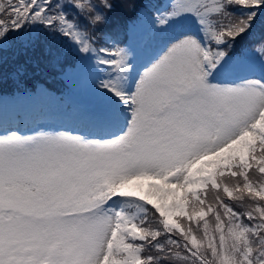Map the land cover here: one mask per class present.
<instances>
[{
    "label": "snow or ice",
    "instance_id": "obj_1",
    "mask_svg": "<svg viewBox=\"0 0 264 264\" xmlns=\"http://www.w3.org/2000/svg\"><path fill=\"white\" fill-rule=\"evenodd\" d=\"M114 7L0 0V81L39 47L91 68L72 127L0 128V264H264V0L145 5L139 64L97 47Z\"/></svg>",
    "mask_w": 264,
    "mask_h": 264
},
{
    "label": "trees",
    "instance_id": "obj_2",
    "mask_svg": "<svg viewBox=\"0 0 264 264\" xmlns=\"http://www.w3.org/2000/svg\"><path fill=\"white\" fill-rule=\"evenodd\" d=\"M112 2L115 7L108 13V22L99 25L92 33L97 47H111L106 43L107 35L114 37L115 43H119L121 47L125 46L130 23L133 19L141 12L146 13V4H149L148 9H151L153 5L158 6V3L161 4L162 0H112ZM120 37L124 38V40ZM261 37H264V25L257 23L254 32L240 42V47H251ZM6 55L8 58L3 68L4 77L3 81H0V99L18 97L22 93L35 94L40 84L45 86L50 92L62 95L66 90V85L64 87L60 78L66 73L68 68L76 67V62L78 61L69 52L59 64L53 67L47 62L48 58L43 47L18 57L11 53ZM21 67L23 71L18 74L17 70Z\"/></svg>",
    "mask_w": 264,
    "mask_h": 264
},
{
    "label": "rangeland",
    "instance_id": "obj_3",
    "mask_svg": "<svg viewBox=\"0 0 264 264\" xmlns=\"http://www.w3.org/2000/svg\"><path fill=\"white\" fill-rule=\"evenodd\" d=\"M168 0H162L157 7H164ZM149 7V4H146ZM143 16L141 19L140 17ZM144 18V19H143ZM143 19V21H141ZM147 19L146 13L141 12L130 23L128 38L125 41L138 55V64L144 63L145 47L147 43ZM121 38V37H120ZM124 40V38H121ZM106 43L113 46L114 37L106 36ZM91 68L82 61L76 62V67L68 68L60 78L66 90L62 95L50 93L43 85L38 86L36 94L19 95L14 99H0V106H7L9 112L8 121L18 126L24 134H33L43 130L47 125V131L64 130L73 126L74 111L78 102L87 96L90 88ZM62 96V97H61ZM46 120L37 122V118ZM43 123V127L40 124ZM33 124V125H32ZM25 125V128L22 127ZM31 125V126H28Z\"/></svg>",
    "mask_w": 264,
    "mask_h": 264
},
{
    "label": "bare ground",
    "instance_id": "obj_4",
    "mask_svg": "<svg viewBox=\"0 0 264 264\" xmlns=\"http://www.w3.org/2000/svg\"><path fill=\"white\" fill-rule=\"evenodd\" d=\"M8 115H9V112L7 110V106H0V128H2V127L4 129L18 128V126H16L15 124H12V122L8 121V119H7L9 117ZM36 120H37V122L43 121V123L46 121L41 117L37 118ZM43 123L40 124V127L44 126ZM28 126H31V125H28ZM43 130H47V125L44 126Z\"/></svg>",
    "mask_w": 264,
    "mask_h": 264
}]
</instances>
